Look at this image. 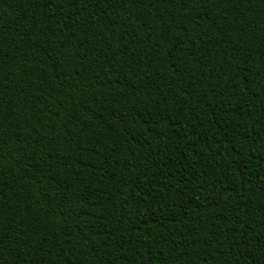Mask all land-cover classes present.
<instances>
[{"label":"trees","instance_id":"trees-1","mask_svg":"<svg viewBox=\"0 0 264 264\" xmlns=\"http://www.w3.org/2000/svg\"><path fill=\"white\" fill-rule=\"evenodd\" d=\"M0 264H264V0H0Z\"/></svg>","mask_w":264,"mask_h":264}]
</instances>
